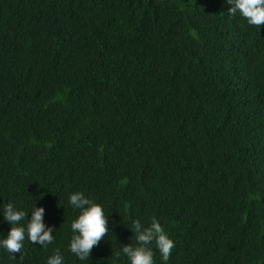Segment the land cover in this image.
Masks as SVG:
<instances>
[{"label":"trees","instance_id":"obj_1","mask_svg":"<svg viewBox=\"0 0 264 264\" xmlns=\"http://www.w3.org/2000/svg\"><path fill=\"white\" fill-rule=\"evenodd\" d=\"M229 7L0 0V239L8 203L54 230L0 264H129L153 217L167 264H264V26ZM77 191L108 218L87 260L68 250Z\"/></svg>","mask_w":264,"mask_h":264},{"label":"clouds","instance_id":"obj_2","mask_svg":"<svg viewBox=\"0 0 264 264\" xmlns=\"http://www.w3.org/2000/svg\"><path fill=\"white\" fill-rule=\"evenodd\" d=\"M230 5L227 14L246 21L247 25L260 29L264 26V0H226ZM127 183V180H123ZM69 204L79 210L78 216L71 222L72 236L69 251L80 260H87L91 250L109 233L108 218L103 207L77 191L69 195ZM28 212L18 210L12 203L6 204L3 209L4 220L11 225L6 237L0 239V247L15 259L24 247L27 239L34 245L47 247L53 242V228L46 227L43 223L44 208L31 209V219L26 225L21 222L26 220ZM135 245L122 246V254L128 258L129 264H154V251L159 252L164 264H167L172 255L174 242L168 237L162 225L153 217L145 226L140 221L132 222ZM121 253H117L119 256ZM47 264H63V257L57 249L47 260Z\"/></svg>","mask_w":264,"mask_h":264}]
</instances>
